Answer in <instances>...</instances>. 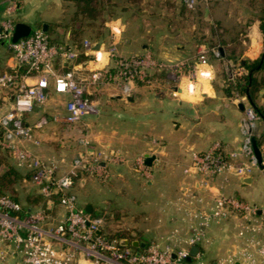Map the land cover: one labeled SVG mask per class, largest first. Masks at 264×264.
<instances>
[{
	"label": "crops",
	"instance_id": "obj_1",
	"mask_svg": "<svg viewBox=\"0 0 264 264\" xmlns=\"http://www.w3.org/2000/svg\"><path fill=\"white\" fill-rule=\"evenodd\" d=\"M116 1V14L105 21L107 33L99 40L89 38L99 43L98 57L95 58L92 49L83 45V51L87 52H84V59L71 61L60 56L54 70L62 71L76 63L78 72L86 74L94 68L111 66L113 60L107 49L114 46L115 54L120 56L149 53L158 60L183 62L182 72L174 79L169 76V70L149 69L148 82L126 81L127 93L108 80L90 85L89 97L95 110L88 113L92 117L88 118L86 114L75 123L62 120L69 94L55 92L50 83L47 101L35 105L23 115L28 124H34L42 115L48 117L45 125L34 128L38 142H27V145L43 159H55L59 172L69 170L76 156L87 157L96 151L116 154V158L101 162L107 169L104 178L119 181V189L113 185L111 188L122 194L138 189L141 191L139 195L149 193L155 197L151 204L154 216L146 215L149 204L145 201L129 198L142 212L140 222L148 224L144 229L129 226L128 233L142 241L139 235L163 242L175 228L188 233L194 221L190 213L209 208L213 197L220 192L236 195L264 209V200H255L248 191L240 193L238 184L233 182L237 179L247 188L256 181L264 188L261 174L264 164L254 168L245 178L230 170L206 179L190 167L192 152L203 151L214 141H220L226 152L238 147L244 108L250 104L247 97L235 100L233 94L228 95L223 90L225 75L229 71L240 74L246 69L233 59L225 58L221 47L218 56L212 52L214 47H209L205 40L211 25L219 26L218 30L222 32L219 37L225 40L237 34L242 36L237 59L256 60L264 50V22L260 13L248 5V0H198L194 9L196 22L189 23L185 18L190 10L183 8L181 0H139L135 4ZM69 11L63 0H20L16 21L30 25L39 23L37 25L41 28L45 25V30L51 32L64 28L65 49H71L68 40L71 26L65 21ZM203 50L207 54V64L197 61L198 53ZM5 61L7 56L3 64ZM193 68L198 73L190 82L189 72ZM203 70L209 71L210 77L201 74ZM33 80L29 79L30 82ZM255 102L264 110V84L257 91ZM53 115H58L60 120H53ZM262 130L264 122L263 128L256 125L254 129L257 142ZM82 138L88 140L87 145L82 143ZM258 144L264 160L262 143ZM138 156L143 157L148 175L136 167ZM78 176L75 183L78 187H83L89 178L94 177L88 171H81ZM87 206L90 210L86 209ZM83 207L95 214L92 202H85ZM49 212L59 219L64 210L60 205H54ZM258 214L262 216L261 211ZM239 219L233 216L211 223L208 229L210 241L204 247L213 264H225L227 256L237 254L242 248L254 251L247 239L248 233L238 232ZM122 230L123 227L118 229ZM259 237L264 240V233H259ZM222 249L224 256H220ZM7 257L20 260L16 254L9 253Z\"/></svg>",
	"mask_w": 264,
	"mask_h": 264
},
{
	"label": "built area",
	"instance_id": "obj_2",
	"mask_svg": "<svg viewBox=\"0 0 264 264\" xmlns=\"http://www.w3.org/2000/svg\"><path fill=\"white\" fill-rule=\"evenodd\" d=\"M182 1L192 8L198 0ZM19 4L20 0H0V41L6 42L8 48L7 61L3 64L7 68L0 70V148L8 152L17 167L29 172V179L37 186L45 205L24 211L20 201L0 193V242L7 245V248L0 249V259L10 253L19 256L16 264H213L204 256V245L210 241L208 229L212 222L234 216L241 218L237 220L238 232L248 233L247 239L254 251L242 248L237 254L227 256L225 264H264V240L259 237V233H264V209L236 195L222 192L213 197L209 208L190 213L194 221L188 233L175 228L165 236L163 242L144 241V245L137 247L120 245L119 238L114 240L106 236L102 229L104 219L93 216L79 205L72 187L80 171L106 177L107 169L101 162L114 159L117 155L96 151L87 157L76 156L69 170L59 172L55 159L45 160L27 145V142H38L34 128L45 125L48 117L42 115L34 124H28L23 115L35 105L47 101L48 88L52 83L55 92L69 94L62 120L75 123L95 110L89 97L90 85L108 80L127 93L126 81L148 82L149 69L169 70V76L176 79L184 63L158 60L149 53L120 56L115 54V47L110 46L107 50L115 66L112 72L108 66L80 74L76 63L63 71H55L54 64L58 57L74 61L77 53L50 43L46 31L40 27H32L28 35L11 41ZM83 45L92 49L95 58L98 57V48H93V41L84 39ZM212 52L219 55L218 48L214 47ZM197 61L200 64L208 63L205 50L198 53ZM196 72L198 70L195 68L190 70V82ZM205 72L210 73L200 71L201 74ZM30 78L34 80L30 82ZM232 99H246V95L235 90ZM52 118L60 120L58 115ZM257 120H260V116L252 105H246L240 123L238 147L226 152L220 141H214L207 149L192 152L190 167L206 179L230 170L240 177L251 174L254 168L260 166L251 143ZM81 141L88 144L86 138ZM135 165L144 175L149 174L142 156L136 157ZM54 205L63 207L64 213L59 219L48 210ZM259 211L262 216H259ZM127 238L131 240L136 237ZM192 245L198 246L195 254L190 253Z\"/></svg>",
	"mask_w": 264,
	"mask_h": 264
},
{
	"label": "trees",
	"instance_id": "obj_3",
	"mask_svg": "<svg viewBox=\"0 0 264 264\" xmlns=\"http://www.w3.org/2000/svg\"><path fill=\"white\" fill-rule=\"evenodd\" d=\"M74 2L75 9L73 13L71 14L70 18V34H69V41L72 46V50H74L77 53L76 60L81 61L86 57L83 51V44L82 40L85 38L84 33L87 30L92 31L94 34V39L99 40L103 34L101 32V29L105 27V21L111 17L113 14H102L101 16H97V14L102 11V9H107V7L115 5L114 0H70ZM128 3L135 4L139 0H125ZM182 1V0H181ZM183 3V8L187 10H194L197 7V4H195L194 7L190 8L187 7L185 2ZM248 5L258 11L260 13V16L264 22V0H248ZM37 27H40L38 25ZM264 27V26H263ZM219 26H213L211 25L210 34L208 37H206V42L208 43L209 47H215V48H222L224 50V57L228 59H233L234 62H237L238 65L243 66L246 71L240 74H234L232 76L231 71H229L228 74L225 75L224 79V85L223 90L228 95H232L235 90H237L241 94H245L248 100L250 101V104L254 108L255 112L260 116L261 119L264 118V110L258 106L255 102V97L257 94V91L259 88L264 84V74H262V71H264V56L262 60L259 59L256 60H250V59H237L239 49L241 47V41L242 36L236 35L232 37L230 40H225V38L219 37L222 32L218 30ZM55 31H46L49 41L52 44H55L58 46V48L65 49L66 44L64 41H60L57 39V37H53L51 33H55ZM56 34V33H55ZM219 42H217V36ZM203 37H205L203 35ZM237 59V60H236ZM7 67L1 66L0 70H4ZM67 69V68H65ZM64 69V70H65ZM115 66L111 65L109 66V71H114ZM63 71V70H62ZM255 136V135H254ZM257 139V136H255ZM258 143H262L261 136L258 139ZM7 151H4L0 148V165L7 163V161H3V158L9 157ZM29 176V173L26 172ZM81 173V171H80ZM22 178V175L20 171L17 169L15 164L13 165H6L5 168H3L0 172V193H5L11 196L12 198L20 201L16 195L13 193L6 192V190L12 191V185L17 183ZM6 189V190H4ZM37 195L42 199V196L37 193ZM28 201V200H27ZM21 202V201H20ZM22 203V202H21ZM42 205H45L43 202ZM24 211L32 209L31 206H29V202L27 204L22 203ZM49 210V209H48ZM92 214V213H91ZM93 216L102 217L104 218L105 215L103 214H92ZM103 231L105 232L106 236L117 240L120 237L123 236H131L130 233H127L125 231H117L116 232H110L106 227L102 226ZM145 242H149L150 239H144L141 237Z\"/></svg>",
	"mask_w": 264,
	"mask_h": 264
},
{
	"label": "rangeland",
	"instance_id": "obj_4",
	"mask_svg": "<svg viewBox=\"0 0 264 264\" xmlns=\"http://www.w3.org/2000/svg\"><path fill=\"white\" fill-rule=\"evenodd\" d=\"M63 1H64V5L70 8V11L67 14V17L65 20V21H68L69 23L71 14L73 13L75 9L74 2L70 0H63ZM117 3L118 2L116 1L115 4ZM115 10H116V7L112 5V6L107 7V9H102V11H100V13L97 14V16L99 15L101 16L102 14H104L105 16L106 14L114 15L116 14ZM187 15L188 16H186L185 18L187 22L189 23L196 22L195 20L197 18L195 17L194 10L188 11ZM37 24L35 25L33 23L31 26L33 28H36L38 26ZM61 27L63 28L65 26H61ZM60 31L56 30L55 32L56 34L55 33H51V34H53L52 35L53 37H57L58 40L64 41L65 29L63 28ZM101 32L103 35L107 33L106 26L101 29ZM93 34L94 33L92 31L87 30L84 33V36L88 39L89 38L94 39ZM7 54H8V48H7L6 42L0 41V67L3 65L4 59L6 58ZM86 117L90 118L92 116H90V114L89 115L87 114ZM263 122H264V118L263 119L260 118V120H257V125L260 126V128H263ZM261 133H262L261 134L262 149L264 151V130H262ZM3 161H7V163L0 165V172L3 168L6 167V165L14 164L13 159L10 156L3 158ZM17 169L20 171L22 178L17 183L11 186L12 191H9L6 189L4 190H6V192L13 193L14 195H16V197H18V199L22 203L27 204L29 202V206H31L32 208L41 206L43 202H42V199L37 195L38 193L37 186L31 182L25 170L19 169V168ZM261 174L262 176H264V170L262 171ZM93 176H94L93 178L88 179L87 183L83 187H78L77 185L73 186L72 191L76 195V200L79 205L83 206L85 202L90 201L94 205L95 214L105 215V217L103 218L104 226L106 227V229H108V231L117 233L118 229H122L123 227L122 231L127 230V233H128L131 230L128 228L129 226H132V228L134 229L137 226L141 227V229H144L145 225L148 224V223L140 222L143 216L142 212L139 209V207L133 205V202H131L130 199L132 200L138 199L140 202L145 201L146 204H149L148 208H146V211H147L146 215H149V216L156 215L155 211L151 207V204L154 203L155 201V197H153L152 194L148 193V194L139 195L141 191H139L138 189H133L131 191H128L122 194L116 191L115 188H111V186L113 185L116 187V189H119L117 187L118 185L120 186L118 180L109 181L108 178H101L97 174H93ZM233 182H235L236 185L238 184L240 193L246 194V192L248 191L249 192L248 195L250 197H253L255 200L257 199L259 201L264 200V188H262L260 182L255 181V183L252 186H247V188H245L244 185L242 186V184H240L237 179L236 180L233 179ZM121 191L123 190L121 189ZM136 194H138L139 196H134V197L132 196ZM140 236L144 239H148V240L150 239L146 237V235H139V237ZM3 246H4L3 243L0 242V248H2ZM206 254L204 256L208 260V258L211 255L210 254L206 255ZM224 255H225V252L222 249L220 256H224ZM10 263L16 264L15 259L11 257H5L4 259H0V264H10ZM209 263L211 262L209 261ZM18 264H23V263L20 262Z\"/></svg>",
	"mask_w": 264,
	"mask_h": 264
},
{
	"label": "water",
	"instance_id": "obj_5",
	"mask_svg": "<svg viewBox=\"0 0 264 264\" xmlns=\"http://www.w3.org/2000/svg\"><path fill=\"white\" fill-rule=\"evenodd\" d=\"M42 29L44 31H46L45 29V25H43ZM32 31V26L26 22H23V21H16L15 23V26H14V31H13V35H12V38H11V41L15 42L17 41L20 37L22 36H25V35H28L30 32ZM99 47V43L98 42H95L94 45H93V48H98ZM264 56V50L260 56V61L262 60ZM242 107V105H240ZM251 143H252V148H253V152H254V156L257 160V163L261 166L262 165V153H261V150H260V147H259V144L256 140L255 137H252L251 138ZM249 175H246V176H243V178L247 177ZM87 210H90V207L87 206L86 207ZM118 243L120 245H132V246H139V245H144V241H140L139 239L137 238H134V239H129L127 237H120L118 239ZM198 250V246L197 245H192L190 247V253L191 254H195L196 251ZM188 260L190 259V257L187 258Z\"/></svg>",
	"mask_w": 264,
	"mask_h": 264
},
{
	"label": "clouds",
	"instance_id": "obj_6",
	"mask_svg": "<svg viewBox=\"0 0 264 264\" xmlns=\"http://www.w3.org/2000/svg\"><path fill=\"white\" fill-rule=\"evenodd\" d=\"M203 75H204V76H208V77H210L211 74L208 73V72H205V73H203Z\"/></svg>",
	"mask_w": 264,
	"mask_h": 264
}]
</instances>
